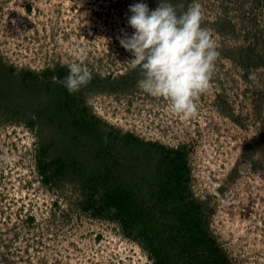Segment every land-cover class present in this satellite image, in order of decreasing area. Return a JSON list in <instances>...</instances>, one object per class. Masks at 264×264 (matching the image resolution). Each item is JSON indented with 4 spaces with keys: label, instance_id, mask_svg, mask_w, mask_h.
Here are the masks:
<instances>
[{
    "label": "rangeland",
    "instance_id": "obj_1",
    "mask_svg": "<svg viewBox=\"0 0 264 264\" xmlns=\"http://www.w3.org/2000/svg\"><path fill=\"white\" fill-rule=\"evenodd\" d=\"M141 2L154 10L160 0H0V113L21 118L0 122V264H155L118 223L82 211L79 187L43 180L39 159L70 147L64 138L85 137L90 146L83 156L72 152L73 163L89 162L91 173L104 160L149 168L143 197L158 196L160 162L187 167L182 196L197 201L203 228L192 233L200 244L192 264H264V0H170L185 10L201 5L202 27L220 52L212 87L188 120L138 87L140 69L118 39L133 33L129 6ZM81 53L93 78L77 92L85 101L76 116L72 104H52L55 97L18 78L31 72L58 82V69ZM34 96L46 102L45 116L30 128ZM92 131L108 152L90 141Z\"/></svg>",
    "mask_w": 264,
    "mask_h": 264
},
{
    "label": "trees",
    "instance_id": "obj_2",
    "mask_svg": "<svg viewBox=\"0 0 264 264\" xmlns=\"http://www.w3.org/2000/svg\"><path fill=\"white\" fill-rule=\"evenodd\" d=\"M58 70H56L57 74L61 72L62 76L58 77V82L55 83L52 80L44 83L46 82L45 80L39 79L35 73L31 72L26 75L18 74V78L24 84L31 86L33 84L32 87L36 88L38 92L49 94L52 98L55 97L54 101L51 100L52 104L56 103V101L57 103L61 101L65 104H72L76 110L73 116H76L78 115L77 112H83V107L80 106V108L76 104L80 102V105H83L85 99L77 101V97L81 95L78 93L77 95L69 94L61 83L64 77L68 75L69 69L59 68ZM52 75L53 72L44 74L47 79L52 78ZM39 80L41 82H38ZM96 81L97 84L103 83L100 78H97ZM58 90L60 94L56 97ZM65 94L67 102L62 99ZM38 97L34 96L31 100L33 101L31 103L32 107L29 109H33V112L29 111L32 114H25L27 121L33 122L28 124L30 128L34 125L38 126V123L43 121L42 116H45L42 110L46 102L37 105L36 100L39 99ZM48 104H50L49 101L47 102ZM36 111L40 112L38 119ZM14 113H17V115L12 118L7 117L5 113H0V122L7 119H9L7 121L21 119L18 118L19 112ZM47 121L52 120L48 118ZM47 123L49 124V122ZM92 133L93 131L86 135L92 137L90 141L96 142L94 139L99 138L100 134ZM88 139L85 137V143L79 144L76 141L77 139L64 138L67 143H70V147L65 148L56 157L57 159L60 158L58 161L55 157H51L50 160L44 159V154L48 155L50 153L54 142L51 139L53 144L48 146L43 143L44 157L39 159V170L43 175V180L50 183V181L58 179L59 181L74 184L76 189L79 187L82 211L88 212L94 218L103 217L107 221L118 223L127 237L139 241L141 247L147 250L149 257L153 259L155 264H192L193 260L190 258L192 257V252H196L200 245L199 241L195 242L192 233L194 231L195 236L198 234L197 232L202 235L203 228L197 218V201L182 196V193L189 191L187 186L188 178L186 176L188 174L187 167L182 162H160L158 173H160L159 176L163 177V180L156 185L160 189L158 196L143 197V192L147 185L145 178L149 179L150 177L149 168L140 170L141 167L136 169V164L134 165L133 162H108L104 160L103 164L94 168L91 173L90 169L92 166L89 165V162L86 165L84 162L82 164L79 163L78 166L73 163L72 152L83 156L85 153L83 151L85 149L84 146H90ZM263 143L264 138L260 141V144ZM97 144L103 147L105 152L109 151L108 143L99 142ZM103 145L107 146L104 147ZM109 145L112 146V142ZM169 153L171 154L173 151ZM77 162H79L78 159ZM79 166H82L80 170L76 169ZM145 169L147 170L146 172ZM185 179L187 180L185 181ZM193 226H195L194 230Z\"/></svg>",
    "mask_w": 264,
    "mask_h": 264
},
{
    "label": "clouds",
    "instance_id": "obj_3",
    "mask_svg": "<svg viewBox=\"0 0 264 264\" xmlns=\"http://www.w3.org/2000/svg\"><path fill=\"white\" fill-rule=\"evenodd\" d=\"M127 23L134 30L123 32L120 44L131 52L133 67H139L137 85L154 97L170 101L172 111L188 120L198 115L196 100L207 93L220 56L211 31L202 27L204 13L199 3L185 10L182 2L160 0L154 10L146 3L129 6ZM79 62L68 64V75L61 83L69 94L77 93L92 80V73ZM250 80L255 76L250 75ZM7 163V160L4 161Z\"/></svg>",
    "mask_w": 264,
    "mask_h": 264
},
{
    "label": "water",
    "instance_id": "obj_4",
    "mask_svg": "<svg viewBox=\"0 0 264 264\" xmlns=\"http://www.w3.org/2000/svg\"><path fill=\"white\" fill-rule=\"evenodd\" d=\"M222 191V190H221Z\"/></svg>",
    "mask_w": 264,
    "mask_h": 264
}]
</instances>
